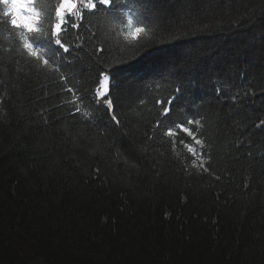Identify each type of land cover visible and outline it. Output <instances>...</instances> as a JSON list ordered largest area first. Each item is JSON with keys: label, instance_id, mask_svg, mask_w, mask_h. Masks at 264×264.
I'll use <instances>...</instances> for the list:
<instances>
[{"label": "trees", "instance_id": "1", "mask_svg": "<svg viewBox=\"0 0 264 264\" xmlns=\"http://www.w3.org/2000/svg\"><path fill=\"white\" fill-rule=\"evenodd\" d=\"M58 4L37 0L45 31ZM130 7L136 38L104 11L67 53L33 38L49 66L0 23V264H264V0ZM187 119L207 172L164 135Z\"/></svg>", "mask_w": 264, "mask_h": 264}, {"label": "snow or ice", "instance_id": "2", "mask_svg": "<svg viewBox=\"0 0 264 264\" xmlns=\"http://www.w3.org/2000/svg\"><path fill=\"white\" fill-rule=\"evenodd\" d=\"M0 5L3 6V20L0 23L8 24L14 29L20 30L19 36L22 41V47L27 51L29 56L36 58L37 60H43L45 66H49V60L45 59L43 54L34 47L33 38L38 42L41 37L46 38L49 43L54 40L55 45L59 46L58 49L52 50L53 53L63 49L65 53L69 52V47L61 43V35L66 32L69 27L79 28L80 23H70L73 17L79 21H83L85 18V12L88 14H96L100 11L106 13H112L116 18H120L122 15L128 16V22L131 24V11L130 0H59L58 6L55 7L56 22L48 31H45L42 27L43 12L37 7V0H0ZM128 8V13H122L121 9ZM143 27H136L134 32H129L128 35L136 38L140 33H144ZM103 76V80L99 83L103 86L102 90L97 89L96 95L102 101V104L106 107V112L114 113L115 103L110 97L111 88L108 85L109 76L100 73ZM61 79H65L61 77ZM71 91V89H69ZM177 94L181 93V88H176ZM179 95L173 99H165L157 101L160 105L167 104V107H163L161 115L165 118L171 116L173 107L175 106L174 101L178 100ZM75 103V100L73 101ZM143 103V101H141ZM80 111L79 108L76 109ZM85 115H88L87 113ZM111 119L119 124V120L113 114ZM173 126L168 127L164 133L167 137L172 140L173 146L175 147L177 142L184 146L188 153L191 154L192 165L197 168L198 171H208L205 167L206 161L201 154L197 151L196 146L204 147V141L198 138V133L202 127L200 120L187 119L176 123L172 121ZM260 125H264V120L260 121ZM160 121H157V127H160ZM193 126H196V130H193ZM259 127V125L257 126ZM179 133H184L186 137L191 138L192 143L185 144L184 140L177 141ZM250 155V154H249ZM199 162V163H198Z\"/></svg>", "mask_w": 264, "mask_h": 264}, {"label": "rangeland", "instance_id": "3", "mask_svg": "<svg viewBox=\"0 0 264 264\" xmlns=\"http://www.w3.org/2000/svg\"><path fill=\"white\" fill-rule=\"evenodd\" d=\"M127 20H128V18H127ZM128 26L132 30V32H134V29L137 27L135 25L134 20L132 19V17H131V24H129V22H128ZM104 74H106V73H104ZM106 75H108V74H106ZM100 80H103V76L101 77ZM108 85H109V82H108ZM102 88H103V86L101 84H99L98 89H101L102 90Z\"/></svg>", "mask_w": 264, "mask_h": 264}]
</instances>
